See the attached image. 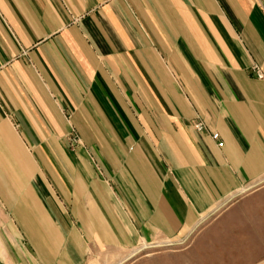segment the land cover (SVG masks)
I'll list each match as a JSON object with an SVG mask.
<instances>
[{"label": "crops", "instance_id": "1", "mask_svg": "<svg viewBox=\"0 0 264 264\" xmlns=\"http://www.w3.org/2000/svg\"><path fill=\"white\" fill-rule=\"evenodd\" d=\"M254 65L264 0H0V264L181 237L256 183Z\"/></svg>", "mask_w": 264, "mask_h": 264}, {"label": "rangeland", "instance_id": "2", "mask_svg": "<svg viewBox=\"0 0 264 264\" xmlns=\"http://www.w3.org/2000/svg\"><path fill=\"white\" fill-rule=\"evenodd\" d=\"M68 140L79 144L73 131ZM90 264H264V176L216 205L187 235L133 249H96Z\"/></svg>", "mask_w": 264, "mask_h": 264}, {"label": "built area", "instance_id": "3", "mask_svg": "<svg viewBox=\"0 0 264 264\" xmlns=\"http://www.w3.org/2000/svg\"><path fill=\"white\" fill-rule=\"evenodd\" d=\"M252 72L255 74V76H256V78L258 80H262L263 79V74L261 73V71H259V69L257 67H253L252 68ZM194 127H195V129L197 131H201L202 128H203L201 124H196ZM212 140L213 141H218L219 140L218 135L217 134L212 135Z\"/></svg>", "mask_w": 264, "mask_h": 264}]
</instances>
